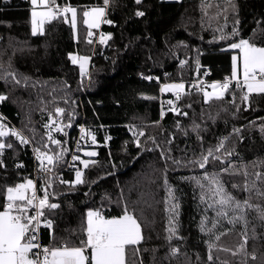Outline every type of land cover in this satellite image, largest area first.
I'll list each match as a JSON object with an SVG mask.
<instances>
[{"label": "trees", "instance_id": "16d2710c", "mask_svg": "<svg viewBox=\"0 0 264 264\" xmlns=\"http://www.w3.org/2000/svg\"><path fill=\"white\" fill-rule=\"evenodd\" d=\"M57 3L78 9L76 29L59 19L46 23L43 34L33 35L31 4L0 0V95L7 97L0 110L32 145L47 155L64 153L52 164L58 173L39 180L40 188L52 184L50 202L59 205L45 210L53 224L51 229L41 226L42 244L80 246L89 210L114 218L127 208L141 224L143 240L126 250V264H264V221L258 213L245 211V227L243 221L229 223L231 209H226L227 217L218 216L219 205L210 208L212 200H201L207 173L216 174L237 200L250 198V203L264 206L255 190L242 187L255 181L264 191V182L255 175L264 174V94L244 101L246 88L231 83L222 99L206 101L203 95L212 82L231 78L237 50L230 44L248 39L264 47V0H109L105 20L112 23H102L97 40L88 36L82 13L103 0ZM137 11L144 15L136 16ZM91 31L98 34V28ZM101 34H111V39L101 44ZM70 53L91 57L88 76H81ZM196 77L203 78L204 89L186 87L179 99L161 92L164 83H189ZM57 108L65 109L62 118ZM50 115L65 126L62 132L45 127ZM81 124L87 130L79 156L95 164L84 169L78 161L85 183L71 186L60 181L75 179L73 171L64 169ZM49 131L59 145L48 139ZM221 141L224 146L217 151ZM0 142L5 144L0 152L3 210L6 188L33 180L34 161L29 143H19L10 133ZM209 149L220 159L210 157L204 169L188 163ZM86 150L97 155L87 157ZM172 204L179 207L176 233L169 240ZM205 220L211 232L201 231ZM209 243L215 245L211 261ZM173 249H178L176 255Z\"/></svg>", "mask_w": 264, "mask_h": 264}, {"label": "snow or ice", "instance_id": "6c2138e0", "mask_svg": "<svg viewBox=\"0 0 264 264\" xmlns=\"http://www.w3.org/2000/svg\"><path fill=\"white\" fill-rule=\"evenodd\" d=\"M141 0H136V3H140ZM105 6L109 4V0H103ZM32 12H31V30L33 35L43 34L44 26L46 23L63 19L65 23H70L73 29L77 27L78 9L68 4L61 7L57 0H31ZM70 15V20L69 16ZM83 24L87 27L88 36L92 37L93 32L91 29L99 28L101 23L111 24V20H105V7H91L84 10ZM136 16H143L144 13L137 11ZM111 39V34L100 36V43L105 44ZM221 39H227V37H221ZM88 43H92L89 39ZM231 49H239V60L242 64V76L241 80L238 76V57L232 56V74L231 79L225 78L224 83H213L210 87L212 92L204 91L203 95L205 100L210 99H222L225 93L229 90L232 81H235L237 88L244 89L246 92L242 99L248 101L252 94H264V47L256 46L254 43H250L248 39H241L238 43L230 44ZM70 59L73 64H79L81 76L86 75L85 65L89 61V57H79L70 54ZM184 63L183 61L181 62ZM147 79H151L148 77ZM18 82V81H17ZM198 90L199 85H193ZM162 92H174L176 98L179 99L181 94L185 91L184 83L165 84L161 88ZM186 94V93H185ZM7 97L0 95V101L5 100ZM169 105H172V101H168ZM173 112H179L176 107L169 109ZM56 114L63 117L65 109L57 108ZM187 115V113H181ZM164 113H161L163 117ZM50 123L45 127L57 132H62L65 126L56 123L54 117L50 115ZM67 126H71L70 124ZM198 127V126H197ZM236 131H239L238 129ZM83 133L84 130L81 129ZM9 133L4 130V125L0 124V137H5ZM12 135L17 136L21 143L27 144L28 141L20 136L19 133L13 131ZM135 135V133H134ZM140 135H144L140 132ZM83 139V135L81 137ZM48 139L52 144L59 145V140L53 139L51 131L48 133ZM107 139H110L107 138ZM93 144L96 143L95 135L91 136ZM139 146V145H138ZM224 142L221 141L220 145L216 149L223 148ZM11 147V145H7ZM45 147H47L45 145ZM5 148V144L0 142V152ZM37 155L36 159L40 162V170L43 172H49L50 169L47 165H52L54 160L58 161L62 159L63 152L53 155H47L45 152L40 151L39 148L35 149ZM87 157H94L97 155L95 151H87L84 153ZM163 155V153H162ZM231 155V153H228ZM213 157L219 160L220 157L213 156V150L209 149L207 155H202L199 160L188 161L189 164L198 165L200 169H204L209 163V158ZM47 161V165L44 161ZM72 161H79L84 169L89 168L90 165L95 164L94 160L81 159L78 155L72 156ZM176 164H180V161H173ZM3 162L0 161V165ZM18 165L17 167H20ZM74 166V165H73ZM223 172H228L229 168L222 169ZM244 176L248 175L247 170L243 172ZM256 180L264 182V174L255 173ZM203 180L207 182V191L201 195V200H212V203L208 207H214L219 205L218 216H228L226 209H231L234 215L229 220V223H235L243 221L245 227L247 226V220L245 211L247 209H253L258 213V217L261 221H264V206L258 204H252L249 199L243 201L237 200L231 193L227 192L223 183L216 174L209 176L205 173ZM61 183H68L71 186L80 185L85 183L83 179V172L80 169L75 171L74 181H60ZM200 184V181L197 180ZM52 187L51 183H46L39 191L42 195H38L36 183L32 179H26L25 182L16 184L15 186H9L6 188V198L3 205V210H0V264H126V250L131 246L139 245L143 240L141 224L138 222L134 214H131L125 208L124 214L119 217L106 218L101 214L99 210H89L86 214V227L84 232L86 239L81 241L80 246H68L67 244L60 247L49 248L42 246L38 241V233L41 226L51 229L53 222L45 218V210H54L59 207L56 203L50 202V195L48 189ZM203 189L204 184H200ZM241 187L239 185H233V188ZM243 190L247 192L256 191V194L264 198V191L257 188L256 182L253 181L249 184L247 181L243 184ZM169 196L175 199L172 195L171 189H169ZM178 204H172L170 208L169 219V237L171 240L176 233L175 219L178 215L176 209ZM33 214H29V213ZM42 218L43 222H42ZM215 227V224L213 225ZM201 231L211 232L212 229L206 227V220L201 222ZM223 235V234H222ZM219 236L216 237L219 240ZM246 243V241H245ZM209 255L208 260L211 261L213 256L211 254L214 244L209 243ZM244 244L240 245V250H243ZM139 249L137 248V251ZM224 251H230L224 249ZM178 249L172 250V255H176ZM236 253H233L235 255ZM226 264V262H225Z\"/></svg>", "mask_w": 264, "mask_h": 264}, {"label": "built area", "instance_id": "2783aa9c", "mask_svg": "<svg viewBox=\"0 0 264 264\" xmlns=\"http://www.w3.org/2000/svg\"><path fill=\"white\" fill-rule=\"evenodd\" d=\"M24 1L25 2H28L29 0H24ZM100 28H98V31H97L98 34L92 36V37H94L95 40L99 39ZM206 71H207L206 72L207 74H210V72H209L208 69ZM88 73H89V70L86 71V75H84V76H88ZM229 79H231V78H229ZM220 82L222 84V83L225 82V80H221ZM233 83L236 84L235 81H232V84ZM185 84H186V87H189V88L197 89L196 87H193V85H199V88L200 89H204L203 88L204 87L203 85L205 84V81L203 80V78L196 77L194 80L190 81L189 83H186L185 82ZM0 124H3L4 125V129H7L8 130V133H10V134H12L13 131L19 133L20 136H22L24 139H26L28 141V143L31 145L32 158H33V161H34V165H33V175H34L33 181L36 183L38 195H42L40 193V191H39V189H40L39 180L44 175H50L51 176L53 174H57L58 171L55 170L52 165H47V161L46 160L44 162L47 165V167L50 169V171L46 173V172H43V171L40 170V162L36 159L37 153H36L35 149H37V147H35L34 145H32L31 141L29 140V138H27V136L24 134V132L17 125H15L14 123H12L10 121V119L1 110H0ZM81 129L84 130L83 133L81 132ZM86 130H87V126L86 125L81 124L79 126V132L76 135V137L74 138V143H73V146H72V150L70 152L69 159H68V161L66 163V166H65V169H64L65 172L73 171L75 173V171L77 169V162L78 161L73 162L72 161V156L73 155H78L79 156L80 151L82 149V141L84 140V136H85ZM82 135H83V139L81 138ZM15 138L17 139V141L19 143H21L20 140H19V138L17 136H15ZM40 151H42V150L40 149ZM42 152H44V151H42ZM38 241H39V243L42 246H45L41 242L40 232L38 233Z\"/></svg>", "mask_w": 264, "mask_h": 264}, {"label": "crops", "instance_id": "0c3cea01", "mask_svg": "<svg viewBox=\"0 0 264 264\" xmlns=\"http://www.w3.org/2000/svg\"><path fill=\"white\" fill-rule=\"evenodd\" d=\"M30 2H31V0H30ZM31 4V3H30ZM92 7H105V15H106V7L107 6H105L104 4H101V5H93ZM89 8H91V6H89V7H86L85 8V10H87V9H89ZM104 18H105V16H104ZM101 25H102V23H101ZM100 25V26H101ZM100 28V27H99ZM94 29H97V28H94ZM235 50H237V52H234V55H236L237 57H238V76H239V78H240V80H243V76H242V64H241V62H240V60H239V57H240V55L238 54V49H235ZM79 57H88V56H86V55H81V56H79ZM89 61H88V63L85 65V72L86 71H88L89 70V68L87 69V67H90V60H91V57L89 56ZM78 66H79V64H78ZM87 69V70H86ZM184 83V82H183ZM166 83H164L162 86H161V88L165 85ZM213 84V83H212ZM162 92V91H161ZM164 93H173V94H175L174 92H167V91H165ZM107 218V217H106Z\"/></svg>", "mask_w": 264, "mask_h": 264}, {"label": "rangeland", "instance_id": "374dc122", "mask_svg": "<svg viewBox=\"0 0 264 264\" xmlns=\"http://www.w3.org/2000/svg\"><path fill=\"white\" fill-rule=\"evenodd\" d=\"M171 1V0H170ZM29 3H31L30 2V0L28 1ZM92 7V6H91ZM31 12H32V5H31V9H30V16H31ZM70 14V13H69ZM71 15V14H70ZM70 15H69V18H70ZM105 19V18H104ZM30 21H31V18H30ZM70 54H72V55H76V56H79V55H77L76 53H70ZM70 54H69V57H70ZM238 54L240 55V51H239V49H238ZM89 57V56H88ZM87 69H88V67H87ZM86 69V70H87ZM174 83H183V82H168V83H166V84H174ZM212 83H221L220 81H215V82H212ZM211 83V84H212ZM241 83H242V80H241ZM184 84H185V82H184ZM210 84V85H211ZM185 89H186V84H185ZM206 91H208V92H212L213 91V89L210 87V89L208 90H206ZM168 92V91H167ZM5 131H7L8 132V130L7 129H4ZM87 151H95V150H86L85 152H87ZM96 152V151H95ZM97 153V152H96ZM88 159V158H87ZM89 160V159H88Z\"/></svg>", "mask_w": 264, "mask_h": 264}]
</instances>
